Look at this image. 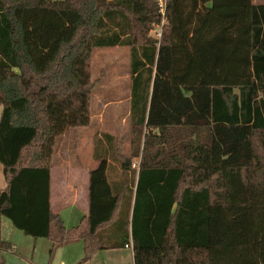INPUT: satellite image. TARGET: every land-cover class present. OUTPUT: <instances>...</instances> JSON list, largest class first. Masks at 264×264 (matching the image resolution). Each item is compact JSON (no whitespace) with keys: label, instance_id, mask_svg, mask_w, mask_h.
I'll use <instances>...</instances> for the list:
<instances>
[{"label":"trees","instance_id":"obj_1","mask_svg":"<svg viewBox=\"0 0 264 264\" xmlns=\"http://www.w3.org/2000/svg\"><path fill=\"white\" fill-rule=\"evenodd\" d=\"M162 22L159 0H0V251L6 218L86 261L132 244L136 264H264V3L166 0ZM113 47L130 54V151L99 153L68 229L51 162L90 127L92 54Z\"/></svg>","mask_w":264,"mask_h":264},{"label":"rangeland","instance_id":"obj_2","mask_svg":"<svg viewBox=\"0 0 264 264\" xmlns=\"http://www.w3.org/2000/svg\"><path fill=\"white\" fill-rule=\"evenodd\" d=\"M254 1L264 3V0ZM159 32L160 30L156 28L151 31V35L157 38ZM91 66L92 79L95 82L91 125L88 128L69 130L64 136L58 138L54 158H56V152H59L65 155L67 161H78L94 169L99 165V161L96 160L100 157L99 153L104 154V150L108 154H113L108 157L110 165L115 164L114 157L117 154L128 155L130 151L132 80L129 71V49L126 47L97 48L93 51ZM1 113L2 107L0 106V118ZM97 115H100V118L95 117ZM97 152L98 156L95 157ZM137 164L138 161L135 162V166ZM108 174L111 180L109 170ZM5 186L3 169L0 164V191ZM72 220L69 223L70 226L76 222L75 219ZM1 230L2 240L7 241L14 248V251H10L12 253L5 256L4 264H60L61 262L64 264H100L92 262V259L81 263L83 259L77 261L71 259L68 254L59 252L62 247L71 249L73 245L56 247L54 250H58L50 258L49 240L34 239L25 235L14 228L6 218H3ZM0 264H2L1 257Z\"/></svg>","mask_w":264,"mask_h":264},{"label":"crops","instance_id":"obj_3","mask_svg":"<svg viewBox=\"0 0 264 264\" xmlns=\"http://www.w3.org/2000/svg\"><path fill=\"white\" fill-rule=\"evenodd\" d=\"M95 117L100 118V115ZM56 153V158H54L55 152L53 154L50 168L51 209L54 214L60 215L68 229H72L78 227L82 220L89 213V174L92 169L78 161H67L65 155L59 152ZM72 219H75L76 222H74L75 224H73V226H70L69 223L73 221ZM2 222L3 219L1 220V227ZM111 234L112 230L108 229L103 233V236L105 239L114 241L115 239L113 236H110ZM48 242L49 247L48 243L47 247L51 258L58 249L51 252V249H53V244L51 241ZM69 245H73L74 247H71V249L68 247H62L59 252H62V254L65 255L68 254L71 259H75L77 261L83 259L81 260V263L88 262L84 258L83 245L81 241ZM127 246L117 249L101 250L95 254L91 261L99 262L100 264H136L134 247L132 244ZM9 253L12 252L0 251L2 264H4L5 256H7ZM62 263L63 262L60 264Z\"/></svg>","mask_w":264,"mask_h":264},{"label":"built area","instance_id":"obj_4","mask_svg":"<svg viewBox=\"0 0 264 264\" xmlns=\"http://www.w3.org/2000/svg\"><path fill=\"white\" fill-rule=\"evenodd\" d=\"M159 6H160V12H161V14L163 16V22L162 23H164V16H165V11H166V0H159ZM159 28H160V26L158 27V29ZM160 37H161V31L157 35V38L160 39ZM134 167H135V165H134ZM62 264H64V263H62Z\"/></svg>","mask_w":264,"mask_h":264}]
</instances>
